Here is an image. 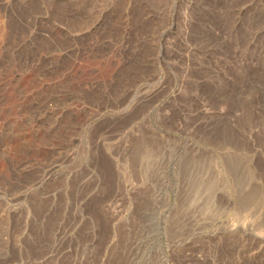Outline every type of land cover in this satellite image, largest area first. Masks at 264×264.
Masks as SVG:
<instances>
[{"label": "rangeland", "instance_id": "obj_1", "mask_svg": "<svg viewBox=\"0 0 264 264\" xmlns=\"http://www.w3.org/2000/svg\"><path fill=\"white\" fill-rule=\"evenodd\" d=\"M0 264H264V0H0Z\"/></svg>", "mask_w": 264, "mask_h": 264}]
</instances>
